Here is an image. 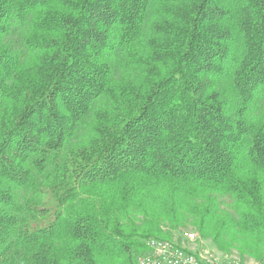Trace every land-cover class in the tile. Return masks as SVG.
I'll return each mask as SVG.
<instances>
[{"label":"trees","instance_id":"trees-1","mask_svg":"<svg viewBox=\"0 0 264 264\" xmlns=\"http://www.w3.org/2000/svg\"><path fill=\"white\" fill-rule=\"evenodd\" d=\"M188 222L264 254V0H0V264Z\"/></svg>","mask_w":264,"mask_h":264},{"label":"built area","instance_id":"built-area-1","mask_svg":"<svg viewBox=\"0 0 264 264\" xmlns=\"http://www.w3.org/2000/svg\"><path fill=\"white\" fill-rule=\"evenodd\" d=\"M185 240L193 243L195 236L186 234ZM146 248L148 254L140 257L137 264H245L238 259L215 254L210 250L200 253L195 250L187 251L175 242L150 239L146 242Z\"/></svg>","mask_w":264,"mask_h":264},{"label":"rangeland","instance_id":"rangeland-1","mask_svg":"<svg viewBox=\"0 0 264 264\" xmlns=\"http://www.w3.org/2000/svg\"><path fill=\"white\" fill-rule=\"evenodd\" d=\"M228 210V209H226ZM189 224H186L185 226L178 227L176 230H169L167 225H163L162 230L163 233H169V237L166 239H161V238H156V240H162V241H168V242H175L177 245L182 247L184 250L191 251H199L200 252H205L207 250H210L214 252L215 254H221L228 256L230 258L238 259L241 262L245 264H256V263H262L264 262V254L261 256V258H257V251L258 247L254 246L253 243H248L246 245V250H242L239 248H231L226 251H221L219 250L216 245L214 244L213 240L211 238H205L202 237L197 229L190 224L191 222H188ZM186 234H193L195 236V242L190 243L185 240V235ZM155 239V238H153ZM146 246V243H145ZM259 248V252H260ZM148 254L147 248L141 251H135L132 253V258L134 260V263L137 264V261L140 257L145 256Z\"/></svg>","mask_w":264,"mask_h":264}]
</instances>
